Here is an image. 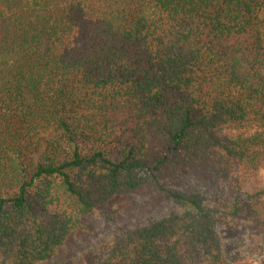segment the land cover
Segmentation results:
<instances>
[{"label": "trees", "instance_id": "1", "mask_svg": "<svg viewBox=\"0 0 264 264\" xmlns=\"http://www.w3.org/2000/svg\"><path fill=\"white\" fill-rule=\"evenodd\" d=\"M184 168L235 200L162 185ZM263 170L264 0H0V264L52 261L152 186L178 209L97 264H255L228 260L218 225L264 226V188L239 199Z\"/></svg>", "mask_w": 264, "mask_h": 264}, {"label": "rangeland", "instance_id": "2", "mask_svg": "<svg viewBox=\"0 0 264 264\" xmlns=\"http://www.w3.org/2000/svg\"><path fill=\"white\" fill-rule=\"evenodd\" d=\"M162 185L184 192H199L207 204L216 208L232 203L237 196L229 185L204 180L187 168L178 176L163 180ZM262 188L264 170L239 199L242 203L252 200ZM177 209L168 194L156 186L117 196L100 207L97 214L85 216L82 227L72 232L53 260L45 264H97L107 245L123 230L145 225ZM221 217L218 230L228 260L231 263L251 261L260 264L264 257V226L242 215L221 214Z\"/></svg>", "mask_w": 264, "mask_h": 264}]
</instances>
